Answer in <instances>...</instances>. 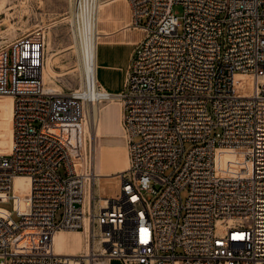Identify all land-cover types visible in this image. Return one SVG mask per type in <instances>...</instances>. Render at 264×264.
Instances as JSON below:
<instances>
[{"label": "built area", "instance_id": "built-area-1", "mask_svg": "<svg viewBox=\"0 0 264 264\" xmlns=\"http://www.w3.org/2000/svg\"><path fill=\"white\" fill-rule=\"evenodd\" d=\"M127 1L143 41L123 93L98 85L104 101L121 103L130 156L112 189L96 193L85 133L77 164L44 131L86 121L77 90L45 85L49 27L0 44V96L14 98L13 147L0 155V264H264V0ZM97 3L74 0L82 26ZM240 75L250 96L236 90ZM239 147L250 175L221 176L217 152ZM17 177L30 182L24 211ZM60 232L83 234L89 250L58 254Z\"/></svg>", "mask_w": 264, "mask_h": 264}, {"label": "crops", "instance_id": "crops-1", "mask_svg": "<svg viewBox=\"0 0 264 264\" xmlns=\"http://www.w3.org/2000/svg\"><path fill=\"white\" fill-rule=\"evenodd\" d=\"M130 22L131 10L127 0H106L99 10L96 23L99 35L95 53L96 79L98 85L113 96L124 92L132 57L144 38L140 29L130 27ZM104 104L100 111L98 130L92 132L91 140L96 145L97 175L110 177L126 171L129 158L127 145L123 143L121 105L116 99L104 101ZM45 131L69 144L71 149L79 147L80 153L79 124L47 125ZM12 133L13 101L0 98V155L11 152ZM19 191L16 184L15 192Z\"/></svg>", "mask_w": 264, "mask_h": 264}, {"label": "rangeland", "instance_id": "rangeland-1", "mask_svg": "<svg viewBox=\"0 0 264 264\" xmlns=\"http://www.w3.org/2000/svg\"><path fill=\"white\" fill-rule=\"evenodd\" d=\"M3 3L4 8L0 11V44L5 39H12L20 33L29 31L35 27L51 25L57 22L56 24H52L53 27L51 30L49 29L48 39L51 38L52 40L55 52L53 67L58 75L54 77L52 84H47L46 87L63 94H69L75 91L78 88V72L74 71L77 69V64L79 63L75 53V42L73 43V30L75 28L69 22H59L69 17V12L71 11L70 1L0 0V4ZM173 12L178 13V16H182V8L180 6H175ZM219 43L222 46L224 44L222 40H219ZM46 56L48 57V53ZM236 90L240 95L250 96L252 91L251 78L249 76H238L236 78ZM79 127L81 140L83 133L91 140L92 132L87 118L85 123L79 124ZM122 135L123 143L127 145L126 136H124L123 132ZM72 150L75 154L76 163L79 164V147H75ZM247 154L248 152L245 149L218 151L217 162L219 174L225 176L234 173L238 169L245 168ZM96 173L99 174V170ZM112 178H114V175L111 178L103 180L105 181L103 186L107 188L116 187L118 183ZM186 196V192L182 193L183 200L186 199ZM146 197L153 198L152 195H147ZM23 199L25 200V198ZM1 206L8 210L12 209L11 204ZM14 219L18 220V217L15 215ZM80 234H57L55 237V251L60 255H75L81 253L84 246L82 238L85 239V237L83 234ZM112 264L122 263L115 261Z\"/></svg>", "mask_w": 264, "mask_h": 264}, {"label": "bare ground", "instance_id": "bare-ground-1", "mask_svg": "<svg viewBox=\"0 0 264 264\" xmlns=\"http://www.w3.org/2000/svg\"><path fill=\"white\" fill-rule=\"evenodd\" d=\"M69 1L71 3V6H70L71 11L69 12V17L62 19L59 22H69V23H71L72 27L75 28L73 30L74 31L73 32V43L75 42V53L77 55V60L79 61V63L77 64V69L74 71V72H76V71L78 72V78H77L78 79V88L76 90L79 92L80 96L84 100L86 118L88 120L90 130H91V132H96L98 130L99 121H100V111H101L102 107L105 105L104 100H103L104 99V97H103L104 92L98 90V82L96 79V54L95 53H96L97 41L99 39V35L96 32V23H97L99 10L105 4L106 0H98L97 5L95 7H93L90 10V12L88 13L87 21L83 26L80 23V16H77L75 13L74 0H69ZM3 5H4V3L0 4V11L4 8ZM56 23L57 22H54L52 24H56ZM52 24L51 25H45V26H48L49 29L51 30L53 27ZM46 52L48 53V57H47V63H46L47 67L45 66V68H44V82L46 83L45 85H47V84L49 85V84H52L54 77L56 75H58L56 73V71L54 70V67H53V57L55 56V52H54V48H53L51 38H49L47 41ZM240 76H243V75H240ZM49 90L54 91L50 88H49ZM0 98H9V99H12V101H13V133H12V138H13V142H14V98L11 96H0ZM113 99H116L118 101V103H120V101L115 97H113L108 102L113 101ZM120 105H121V103H120ZM121 111H122V108H121ZM121 119H122V112H121ZM44 131H45V129H44ZM123 134L125 136L124 130H123ZM13 142H12V147H13ZM127 148H128V144H127ZM238 149L247 150L246 148H241V147H239V148H226V149H221V150H238ZM217 154H218V152H217ZM128 158H129V166H128V169L126 171H128L130 168L129 149H128ZM245 163H246L245 168L238 169L234 173L225 175L224 177H235V176H248V175H250L251 166L246 159H245ZM216 164H217V170L219 173V166H218L217 159H216ZM126 171H124V172H126ZM115 175H117V174H115ZM221 176H223V175H221ZM111 177L112 176H110V177L98 176L96 178V183L98 184V187L96 188V193L99 191H105L106 189L114 188V187L107 188V187H104L102 185V183L105 182L103 180H106V179L111 178ZM16 181H17V183H16ZM16 184L20 189L19 192H15ZM13 192H14V196L17 197V206L22 211H24L25 206H26V201L30 195L29 179L23 178V177H17L14 180ZM21 193L23 194V196H24L23 198H25V200L23 198H21ZM102 205H104L103 202H102ZM60 233L80 234L79 232H60ZM82 241H83L84 246H83L81 253L83 251L89 250L88 242L84 238H82ZM95 248L98 249L97 243H95ZM66 256H76V255H66Z\"/></svg>", "mask_w": 264, "mask_h": 264}]
</instances>
